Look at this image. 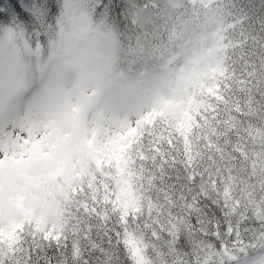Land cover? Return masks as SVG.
<instances>
[{"label":"snow or ice","instance_id":"obj_1","mask_svg":"<svg viewBox=\"0 0 264 264\" xmlns=\"http://www.w3.org/2000/svg\"><path fill=\"white\" fill-rule=\"evenodd\" d=\"M0 6V39L40 55L55 35L66 84L101 31L126 40L137 78L123 117L73 103L65 125L0 151V264H264V0H200L201 38L169 29L155 43L125 0Z\"/></svg>","mask_w":264,"mask_h":264},{"label":"clouds","instance_id":"obj_2","mask_svg":"<svg viewBox=\"0 0 264 264\" xmlns=\"http://www.w3.org/2000/svg\"><path fill=\"white\" fill-rule=\"evenodd\" d=\"M176 2L186 7L184 0ZM125 4L135 26L147 38H158L159 25L151 10L146 11L138 0H125ZM162 4L169 9L168 0H162ZM175 11L169 9L170 14ZM55 39V35L45 38L40 55L36 54L34 43L25 47L20 39L15 45L0 39V151L11 152L23 132L43 136L53 123L65 125L73 103L80 105L81 114L123 117L134 101L137 78L127 70L128 45L119 34H90L85 42L86 75L73 77L76 82L67 84V77H61L49 61L48 41ZM218 62L219 57H205L199 69L187 67L203 71Z\"/></svg>","mask_w":264,"mask_h":264},{"label":"trees","instance_id":"obj_3","mask_svg":"<svg viewBox=\"0 0 264 264\" xmlns=\"http://www.w3.org/2000/svg\"><path fill=\"white\" fill-rule=\"evenodd\" d=\"M141 7H144V0H138ZM159 11H152L153 19L159 25L158 38H147L149 43H155L158 40L166 39L169 29H174L177 34L183 33L186 40H194L195 37L202 36L204 24L202 18H198L192 14V7L195 3L199 5L200 0H184L186 7H180L176 0H168L169 9H176L175 14H170L169 9L163 7L162 0H151ZM7 9L0 6V11ZM145 10H150L145 8Z\"/></svg>","mask_w":264,"mask_h":264},{"label":"rangeland","instance_id":"obj_4","mask_svg":"<svg viewBox=\"0 0 264 264\" xmlns=\"http://www.w3.org/2000/svg\"><path fill=\"white\" fill-rule=\"evenodd\" d=\"M199 38H201V36L200 37H195L194 40L199 39ZM207 45H208L209 48H211L212 47V41L211 40H208L207 41ZM204 60H205V58L202 57V58H200L199 60H197L195 62L189 63L188 65H186V70L189 71V72L198 71V72H202V73L209 71V69H206V70H203V71H199V70H189V68L187 67V66H191L192 69H199L200 66H201V64L204 62Z\"/></svg>","mask_w":264,"mask_h":264}]
</instances>
